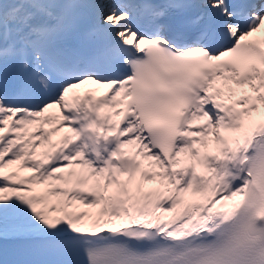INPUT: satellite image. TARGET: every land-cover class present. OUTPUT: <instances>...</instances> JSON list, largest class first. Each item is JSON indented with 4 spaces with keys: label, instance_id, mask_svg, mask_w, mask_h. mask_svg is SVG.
<instances>
[{
    "label": "snow or ice",
    "instance_id": "1",
    "mask_svg": "<svg viewBox=\"0 0 264 264\" xmlns=\"http://www.w3.org/2000/svg\"><path fill=\"white\" fill-rule=\"evenodd\" d=\"M0 264H264V0H0Z\"/></svg>",
    "mask_w": 264,
    "mask_h": 264
}]
</instances>
